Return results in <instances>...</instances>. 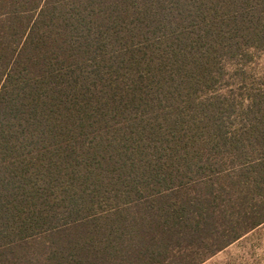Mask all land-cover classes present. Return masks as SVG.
<instances>
[{"label": "trees", "instance_id": "obj_1", "mask_svg": "<svg viewBox=\"0 0 264 264\" xmlns=\"http://www.w3.org/2000/svg\"><path fill=\"white\" fill-rule=\"evenodd\" d=\"M264 224V0H0V264H202Z\"/></svg>", "mask_w": 264, "mask_h": 264}, {"label": "rangeland", "instance_id": "obj_2", "mask_svg": "<svg viewBox=\"0 0 264 264\" xmlns=\"http://www.w3.org/2000/svg\"><path fill=\"white\" fill-rule=\"evenodd\" d=\"M202 264H264V224Z\"/></svg>", "mask_w": 264, "mask_h": 264}]
</instances>
